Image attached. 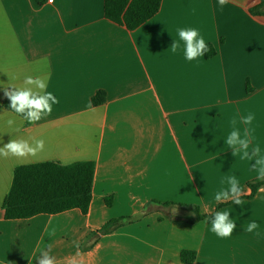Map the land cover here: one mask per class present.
Returning a JSON list of instances; mask_svg holds the SVG:
<instances>
[{
    "label": "crops",
    "instance_id": "crops-1",
    "mask_svg": "<svg viewBox=\"0 0 264 264\" xmlns=\"http://www.w3.org/2000/svg\"><path fill=\"white\" fill-rule=\"evenodd\" d=\"M178 28H196L216 55L187 61L182 41L172 53ZM27 76L44 78L59 100L32 124L3 106L5 87ZM99 91L105 102L94 106ZM249 113L264 151V0H162L135 30L108 20L105 0H0V147L45 142L35 157H0V264H38L49 244L56 264H186L183 251L195 253L193 264H264V191L242 205L214 199L228 176L245 191L258 180L254 162L224 143ZM79 161L95 164L86 215L4 219L18 166ZM219 210L237 225L228 238L211 231ZM124 217L136 220L99 234ZM253 220L258 229L245 231Z\"/></svg>",
    "mask_w": 264,
    "mask_h": 264
},
{
    "label": "trees",
    "instance_id": "trees-1",
    "mask_svg": "<svg viewBox=\"0 0 264 264\" xmlns=\"http://www.w3.org/2000/svg\"><path fill=\"white\" fill-rule=\"evenodd\" d=\"M36 1L40 4L45 2V0ZM161 2L162 0H105V15L108 20L123 25L129 30H135L159 12ZM208 48L209 51L204 54L206 59L216 55L214 47L208 45ZM104 102L105 93L102 91L97 92L92 99L94 106ZM3 106L13 112L7 97L3 101ZM94 175L95 164L91 161H79L68 165L41 162L18 166L14 171L9 194L3 202V217L5 220H27L37 215H57L74 209L86 215L92 199ZM262 186L264 180L250 183L252 195ZM111 203V199H106L108 206ZM161 205L191 208L197 215L196 220L204 218L196 207L173 203ZM135 220L136 218L131 217L110 220L102 227L99 234L112 232ZM99 234L92 236L84 249L93 246ZM195 259L196 255L193 252L181 253V260L186 264H193Z\"/></svg>",
    "mask_w": 264,
    "mask_h": 264
},
{
    "label": "clouds",
    "instance_id": "clouds-1",
    "mask_svg": "<svg viewBox=\"0 0 264 264\" xmlns=\"http://www.w3.org/2000/svg\"><path fill=\"white\" fill-rule=\"evenodd\" d=\"M53 2L54 0H48L50 4ZM218 3L222 8L228 3V0H218ZM177 32L179 41L174 40L171 44L170 50L172 53H176L180 48V41L183 42L184 58L187 61L196 60L209 51L208 44L196 28H178ZM46 87L47 84L44 78L27 76L24 78L22 86L11 84L5 87L4 94L10 100V109L32 124L51 115L53 105L59 103L58 98L52 92L45 91ZM89 107H91V104H89ZM254 119L255 116L252 113L241 118L242 123L247 126L243 131L236 127L237 121L233 120V128L227 135L224 143L232 150L234 157L254 162L252 163V168L255 169L256 179L264 180V151H262L258 144L253 145L251 139L254 132L251 126ZM7 124L11 127L14 121L10 119L7 121ZM30 139L31 143L28 139H10L8 143L0 147V157H35L44 150L45 142L43 139ZM226 184V188H222L215 193L214 199L217 203L231 201L235 205H242L244 203L242 196L251 194V189L245 191L235 175L228 176ZM258 190L264 191V187ZM236 227L237 225L231 219V212L229 210L214 212L211 221V231L218 237H230ZM258 227L259 225L253 220L247 224L245 231L251 233L258 229ZM49 234L54 235L55 229H52ZM50 250L51 244L48 246V251H41L38 264H56L55 258L49 255Z\"/></svg>",
    "mask_w": 264,
    "mask_h": 264
}]
</instances>
